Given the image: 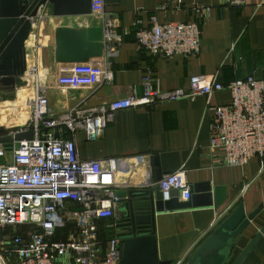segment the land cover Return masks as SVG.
Segmentation results:
<instances>
[{"label":"crops","instance_id":"obj_1","mask_svg":"<svg viewBox=\"0 0 264 264\" xmlns=\"http://www.w3.org/2000/svg\"><path fill=\"white\" fill-rule=\"evenodd\" d=\"M183 1L186 5L202 3L211 7L201 24V51L196 56L164 58L139 48L134 26L137 20L148 26L153 15L160 22L196 19L193 12L157 11L163 0H106L105 14L92 11L87 15L55 16L53 4L42 8L43 16L34 21V30L26 42L27 61L30 69L38 68L43 76L51 106L58 112L77 104L97 106L125 98L134 88L142 95L143 80L149 73L160 80L165 91L188 88L192 76L200 74H218L223 84L248 76L264 79V0H247L241 7L231 6L230 0ZM61 28L86 30L89 43L104 44L103 56L93 57L89 63L59 61L57 32ZM87 65L111 69L113 80L92 86L61 82V78ZM30 95L31 89L26 88L11 93L0 90V137L26 122ZM231 97L230 90L224 89L210 97L201 95L192 100L133 107L117 112L98 140L90 141L80 131L75 135L83 160L151 154L158 162L154 164L156 179L185 166L192 186L209 184L213 205L156 215L155 231L162 261L175 262L187 253L192 255L214 231L208 232L212 222L220 216L223 220L240 204L247 213L264 204L261 159L253 158L244 166H217L212 161L209 123L213 111L209 107L228 104ZM128 179L119 177V190L127 188L123 184ZM248 182L251 185L243 193ZM263 227L264 209L238 246L245 248ZM242 264H264V235Z\"/></svg>","mask_w":264,"mask_h":264},{"label":"built area","instance_id":"obj_2","mask_svg":"<svg viewBox=\"0 0 264 264\" xmlns=\"http://www.w3.org/2000/svg\"><path fill=\"white\" fill-rule=\"evenodd\" d=\"M247 0H230L241 7ZM106 0H93L92 11L106 13ZM157 11L193 12L195 20L134 23L140 49L154 56H196L201 51V24L211 7L202 3L186 5L183 0H163ZM41 9L33 22L43 16ZM89 63V62H86ZM84 63V64H86ZM28 69L23 79L28 84L16 89H31L26 122L9 131L16 135L33 131L34 139L0 144V264H120L121 248L116 219L120 201L117 192L120 176L128 185L157 187L164 200L192 198V184L185 166L156 179L151 154L83 160L77 150L76 133L90 141L98 140L117 112L146 107L160 102L210 97L229 89L231 101L210 106L209 123L213 164L244 166L253 158L264 166V79L248 76L223 84L218 74L192 76L188 88L165 91L160 80L149 73L143 80L144 93L137 88L125 98L97 105L77 104L58 112L50 103L46 84L38 68ZM111 69L83 66L61 78L69 86H92L113 80ZM67 134V136H66ZM133 178V179H132ZM251 182L245 184L243 193ZM222 221L216 218L208 232ZM103 222V223H101ZM103 224V225H102ZM191 254V253H190ZM185 254L172 264H185Z\"/></svg>","mask_w":264,"mask_h":264},{"label":"water","instance_id":"obj_3","mask_svg":"<svg viewBox=\"0 0 264 264\" xmlns=\"http://www.w3.org/2000/svg\"><path fill=\"white\" fill-rule=\"evenodd\" d=\"M93 0H0V90H16L28 84L23 77L27 72L26 42L32 32L31 17L49 3L53 14L87 15L92 12ZM57 59L62 62H87L104 54L103 43H89L86 30L61 28L57 32ZM33 131L0 137V144L11 147L13 142L34 139ZM157 165V158H154ZM117 196V222L120 237V264H172V260L159 258L155 231L156 215L190 207L213 205L209 184L192 186V198L180 201L178 197L164 200L157 187L128 185ZM264 209L261 204L247 213L240 204L224 218L214 231L202 242L185 264H242L253 247L264 235V227L251 239L245 248L238 243L247 234L256 218Z\"/></svg>","mask_w":264,"mask_h":264},{"label":"flooded vegetation","instance_id":"obj_4","mask_svg":"<svg viewBox=\"0 0 264 264\" xmlns=\"http://www.w3.org/2000/svg\"><path fill=\"white\" fill-rule=\"evenodd\" d=\"M10 93L12 92V91H14V90H8Z\"/></svg>","mask_w":264,"mask_h":264},{"label":"trees","instance_id":"obj_5","mask_svg":"<svg viewBox=\"0 0 264 264\" xmlns=\"http://www.w3.org/2000/svg\"><path fill=\"white\" fill-rule=\"evenodd\" d=\"M2 132V131H1ZM4 132V131H3ZM101 223H103V222H101ZM103 225V224H102Z\"/></svg>","mask_w":264,"mask_h":264}]
</instances>
